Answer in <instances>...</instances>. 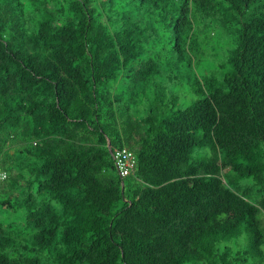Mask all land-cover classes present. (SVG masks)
Masks as SVG:
<instances>
[{
  "label": "trees",
  "instance_id": "trees-1",
  "mask_svg": "<svg viewBox=\"0 0 264 264\" xmlns=\"http://www.w3.org/2000/svg\"><path fill=\"white\" fill-rule=\"evenodd\" d=\"M0 168V264H264V0H0Z\"/></svg>",
  "mask_w": 264,
  "mask_h": 264
},
{
  "label": "built area",
  "instance_id": "built-area-1",
  "mask_svg": "<svg viewBox=\"0 0 264 264\" xmlns=\"http://www.w3.org/2000/svg\"><path fill=\"white\" fill-rule=\"evenodd\" d=\"M114 159L120 176L128 175L136 164L134 154L124 147L115 151ZM5 176V172L0 168V180H3Z\"/></svg>",
  "mask_w": 264,
  "mask_h": 264
}]
</instances>
